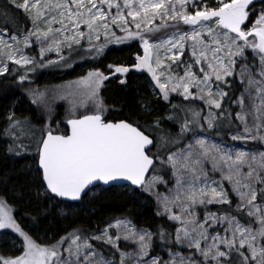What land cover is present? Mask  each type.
I'll return each mask as SVG.
<instances>
[{"label":"snow or ice","instance_id":"obj_1","mask_svg":"<svg viewBox=\"0 0 264 264\" xmlns=\"http://www.w3.org/2000/svg\"><path fill=\"white\" fill-rule=\"evenodd\" d=\"M129 41L132 65L31 87ZM133 69L148 90L109 107L105 82L127 88ZM0 78V137L36 188L23 216L0 194V264H264V0H0ZM113 193L119 214L76 218ZM50 218L63 234L41 233Z\"/></svg>","mask_w":264,"mask_h":264},{"label":"trees","instance_id":"obj_2","mask_svg":"<svg viewBox=\"0 0 264 264\" xmlns=\"http://www.w3.org/2000/svg\"><path fill=\"white\" fill-rule=\"evenodd\" d=\"M259 7V5H257ZM22 23L31 26L30 21H27L24 13L20 12ZM121 35V34H120ZM140 48L139 41H129L122 45H110L106 50V56L101 60H96L95 67L106 68L108 63L121 62L128 65H132L135 62V57ZM79 62V61H78ZM14 67V66H13ZM77 74L75 69L69 73L62 75L58 73H36L33 76L34 82L31 87L43 89L45 86H53L57 83L60 76L73 78L74 76H82ZM139 75L133 69L127 76V88L120 85L118 82H112L107 84V87L102 90V95L109 107L116 105L117 108L123 107L125 109L132 107L134 103V97L139 92L147 91V87L140 80ZM3 78H0L2 80ZM2 88V85H0ZM13 92L8 93V98H0V114L6 109L12 106L10 100ZM15 95H22L18 90L15 91ZM27 98L22 102L16 103L17 114L22 112L27 115ZM57 112L60 118L63 117L64 109L61 105H57ZM119 118V117H116ZM4 123L2 115H0V125ZM7 144L4 139L0 137V194L4 192L8 193L10 200L18 201L15 204L17 211L20 215H24L26 210H29L32 205L29 201L35 200L36 188L32 182L31 163L32 158L28 155L16 156L10 154L7 150ZM128 203L127 198L119 193L110 194L107 197H101L100 199L93 201L92 203H85L79 209V215L76 217L85 226L95 227L97 223H102L109 216L113 214H119L124 206ZM144 215L142 220L151 221L150 212L147 209L143 210ZM65 221H58L56 218H50L40 225L41 233L48 232L49 236L54 233L63 234V228L66 226ZM58 238V237H57ZM0 250L10 253L11 250L4 239H0Z\"/></svg>","mask_w":264,"mask_h":264},{"label":"rangeland","instance_id":"obj_3","mask_svg":"<svg viewBox=\"0 0 264 264\" xmlns=\"http://www.w3.org/2000/svg\"><path fill=\"white\" fill-rule=\"evenodd\" d=\"M258 5H259V4H258ZM118 34H121V35H122V33H119V32H118ZM113 45H115V44H113ZM115 46H118V45H115ZM106 50H107V49H106ZM137 54L143 55V51H142L141 48H138V52H137ZM53 58H54V54H53ZM95 63H96V62H95V61H92V60L79 61V62L75 63V64L73 65L72 68L61 69V68L53 67V68H49V69L40 70V71H38L37 73H58V74L62 75V74H64V73L67 74V73L71 72L73 69H75V71H76L77 74L82 73L81 75L83 76V75H86L87 72H88L92 67H94ZM14 67H15V66H14ZM104 69H106V68H102V70H104ZM137 75L141 76V77H140V80L144 83V85H145V86L147 87V89H148L147 81L150 80V77L148 76V74H147L146 72H143V73H141V72H137ZM80 77H81V76H78V75L74 76L73 78H67V77L60 76L59 79H58V81H57V83L52 84V85L55 86V85L65 84V83H67L68 81L77 80V79H79ZM49 87H52V86H49ZM59 105H61V106L63 107V109H65V105H64L63 103H61V104H59ZM63 115H64V114H63ZM7 147H8V146H7ZM13 155H14V154H13ZM23 155H24V154L19 155V156H23ZM16 156H17V155H16ZM4 241H6V243L8 244V247H9L10 250H11V248H12L11 241H10L9 239H6V238L4 239ZM10 253H11V252H10ZM10 253H9V254H10Z\"/></svg>","mask_w":264,"mask_h":264}]
</instances>
